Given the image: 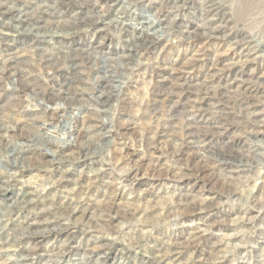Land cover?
<instances>
[{
	"label": "rangeland",
	"instance_id": "rangeland-1",
	"mask_svg": "<svg viewBox=\"0 0 264 264\" xmlns=\"http://www.w3.org/2000/svg\"><path fill=\"white\" fill-rule=\"evenodd\" d=\"M61 1L64 43L0 26V264H264V104L243 97L264 88V0ZM201 3L221 39L184 37ZM141 13L161 41L127 59ZM103 65L126 81L114 105Z\"/></svg>",
	"mask_w": 264,
	"mask_h": 264
},
{
	"label": "bare ground",
	"instance_id": "bare-ground-1",
	"mask_svg": "<svg viewBox=\"0 0 264 264\" xmlns=\"http://www.w3.org/2000/svg\"><path fill=\"white\" fill-rule=\"evenodd\" d=\"M53 1H54L53 3H55L54 5H53V3H46L45 1L38 4L37 9H35V13H37V14L33 13L34 11L31 10L33 8H30V10L28 11L26 8H24L22 6L16 7V5L11 6L10 4H9L10 6H8V5L0 2L1 13L4 15H8V18L10 17V19H11V20L8 19L7 21L0 19V26L2 25V27L10 29L8 32H16L18 34L21 32L25 33V35H27L29 38H32L33 40H38L40 42H44V41H41V36H42L43 38H52L50 40H53V38L55 37L57 40H59L58 42L64 43V39H68V37H72V34L74 32L72 33V31H70V29L66 28L67 26L64 27V24H66L67 21H65L63 19L62 13L59 11L60 4L62 1L61 0H53ZM169 1L174 2V5H176V3L179 2L180 0H155L154 1L156 4L155 8L159 9V10H163V9L167 8V3ZM117 3H118V0H117V2L113 3L112 6H107V7H110L109 9H114L115 5H117ZM134 4H136V2H131L129 4V6H133ZM209 4L211 5V3H209ZM179 7H181V6L178 5V6L173 7V8L176 9ZM119 9L120 8H118V11H119ZM209 10H210L209 8L206 9L204 3L200 4L198 11L200 12V18H202V21L196 26V28L193 26L192 27V28H194L193 30H189V31L187 30L186 34L184 33L185 36L183 35L184 37H187L188 39H192L193 41L196 39H201V38H203V40H209V41L213 40V39H221V35H219L221 28L213 22L215 20L214 17L213 16L209 17L208 20L205 19V17H207L209 14ZM43 12L48 13L49 16L52 15L53 18H51V19L50 18L48 19L45 17L43 18V16H42ZM204 12H205V15H204ZM140 15L141 16H140L139 20H141L142 23L146 24V26H144V28H143L144 32L137 33L138 34V40L141 39L142 42L140 41L138 43H134L133 45H131L128 48L129 50L127 52V55L124 56L127 59H132V58L135 59L136 56L142 54L141 50L143 48L146 49L149 46L155 47V44L157 45L156 42H158L159 40L161 41L162 34L160 32H163V30L160 27L159 28L156 27L155 17L153 15H150V14L148 15L145 13H141ZM90 18H92V17H90ZM93 19H95V18H93ZM93 19H91V21ZM37 20L42 21L41 23H43V24L37 25V23H36ZM163 20L166 21V19H163ZM95 22H96V20H94L93 22H89V24H85L84 26L82 25V26H80V29L78 28V25H77V28L79 30L76 33H80L82 31L83 32L84 31H90L91 29H88V28L90 27L91 24H93ZM68 23L71 24L72 22H68ZM223 25H225V24H223ZM200 29H202V31H199ZM140 36H142V38H139ZM151 36H152V38H151ZM223 37L227 38V35H224ZM228 38H230V36ZM232 42L239 48V50L241 51V54H244V55L245 54L253 55L252 49L254 46H257V42L253 41L252 38L244 37L243 35L241 37L239 36V38L238 37L234 38ZM122 56L119 55V57H121V58H122ZM12 61H14V60H12ZM128 63H126V64H128ZM126 64H120L121 69H123L125 67H128L129 69H131ZM74 66H75L73 69L74 72H72V73L77 72L76 71V65H74ZM11 71L13 74L16 73L13 68H11ZM102 73L104 74V76H102L101 79H103V81L106 82V86H108L109 88L107 89L105 86L104 88L99 89L96 100L102 101L100 99H102L105 96V99H103V102L109 101L110 105H114V103L116 101H118L120 95L122 94L123 89H124L123 85H125V83H126V81H124V77H123L124 74L122 71H117V68L113 67L111 65H109L108 67H105V65H103ZM247 79H250V78L245 77V78H243L242 82H245V80H247ZM169 80H170V77H169ZM169 80H168V83L171 81V80L170 81ZM114 82H117V84H114ZM161 88H162V90L166 91L165 87L162 86ZM261 88L262 87L255 88L258 91L256 93L261 94L260 96L257 95L256 93H253L254 92L253 89L249 93L245 92L244 96H243L245 101H247L249 104H253L255 106H256V104H259V103L264 104V101L261 98H259L261 96L264 97V88L263 89H261ZM259 89H260V92H259ZM34 92H35V94L39 95V93H40L39 88H34ZM66 94H67V92H66ZM41 103L42 104L45 103V102H43V99L41 100ZM174 106H176V105H173V107ZM48 108H50V107L48 106ZM153 111H155V108ZM262 112H264V109L262 110ZM155 113H156V111H155ZM259 113H261V111L255 112L253 110V111L246 113V115L249 119H252V118H257V115ZM104 119H107V118L104 117ZM68 131H69V135H73L75 133V130L72 128H70V130L68 129ZM192 134L193 133H191V134L189 133V136H191ZM84 137H85V135H84ZM82 141H83L82 144L80 143L81 144L80 148L83 151L85 150L88 152L87 147L89 149H91L90 144H89L90 141L88 143L87 142L88 139H85V138ZM47 143L55 145V143H53L52 141H47ZM108 143H110V142L108 141ZM95 145L97 147L102 148L101 150H100V148H96L93 151V153H95V154L103 151L105 149V147H107L105 150H109L108 144H103L104 145L103 146V145H99L98 143H96ZM85 154L87 155V153H85ZM202 155H204V154H202ZM13 156H15L14 157L15 165H19L18 156H16L15 153L13 154Z\"/></svg>",
	"mask_w": 264,
	"mask_h": 264
}]
</instances>
